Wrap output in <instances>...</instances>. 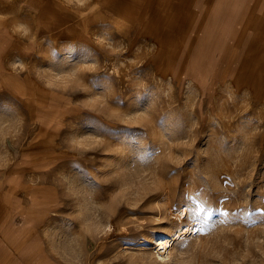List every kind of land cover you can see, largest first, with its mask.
Here are the masks:
<instances>
[{
  "label": "rangeland",
  "instance_id": "rangeland-1",
  "mask_svg": "<svg viewBox=\"0 0 264 264\" xmlns=\"http://www.w3.org/2000/svg\"><path fill=\"white\" fill-rule=\"evenodd\" d=\"M248 4L0 0V264H264Z\"/></svg>",
  "mask_w": 264,
  "mask_h": 264
},
{
  "label": "snow or ice",
  "instance_id": "snow-or-ice-1",
  "mask_svg": "<svg viewBox=\"0 0 264 264\" xmlns=\"http://www.w3.org/2000/svg\"><path fill=\"white\" fill-rule=\"evenodd\" d=\"M85 54H86V53H85ZM201 211H203V209H201ZM127 214H129V215H134V213H127ZM224 214L226 215V213H224ZM211 215H212V213H211L210 211L207 212L206 216L203 217V220L206 221L207 218L210 217ZM195 218H196V219H201L199 213H196V214H195ZM162 226H165V227H166L167 225H162ZM185 231H190V230H189V227H188V223H187V218H186V221H185L184 224H181V225H179V226H174V231H173L172 235L169 236V237H167V239L171 241V244H170L169 247H173V246H175V247H181V248H183L184 246H186V245L184 244L183 239H181L180 242L177 243V236L179 235V233H181V232H185Z\"/></svg>",
  "mask_w": 264,
  "mask_h": 264
},
{
  "label": "bare ground",
  "instance_id": "bare-ground-1",
  "mask_svg": "<svg viewBox=\"0 0 264 264\" xmlns=\"http://www.w3.org/2000/svg\"><path fill=\"white\" fill-rule=\"evenodd\" d=\"M193 1V0H192ZM27 8V7H26ZM46 8L47 9H50V7H48V6H46ZM46 8H40L39 10H38V12L41 10V12L40 13H42V12H46L45 11V9ZM32 11V10H31ZM33 12V11H32ZM30 14V13H29ZM32 14V13H31ZM83 17V16H82ZM66 18H68V16H66ZM72 19V18H71ZM67 22H69V20L67 21ZM59 24L60 25H63V23L62 22H58V26H59ZM110 25V24H109ZM58 26H56L54 29H56ZM78 27V26H77ZM197 86V85H196ZM155 251L157 250V253H158V255L161 257V254H162V251L163 250H165V251H167L168 249H172L171 247H169L170 245H169V242H167V240L166 239H164V238H158V239H156L155 240Z\"/></svg>",
  "mask_w": 264,
  "mask_h": 264
},
{
  "label": "crops",
  "instance_id": "crops-1",
  "mask_svg": "<svg viewBox=\"0 0 264 264\" xmlns=\"http://www.w3.org/2000/svg\"><path fill=\"white\" fill-rule=\"evenodd\" d=\"M248 9L246 11V14L244 16V19H249L251 20V14H252V11L255 10V7L256 5L258 6L259 10H264V0H248ZM255 6V7H254ZM262 20H264V17L261 18ZM256 20V19H255ZM239 32H244V29L239 31Z\"/></svg>",
  "mask_w": 264,
  "mask_h": 264
}]
</instances>
